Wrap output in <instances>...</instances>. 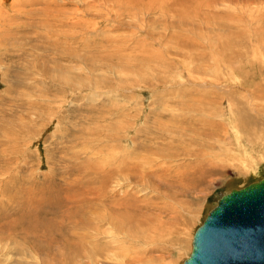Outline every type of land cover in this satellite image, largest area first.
Masks as SVG:
<instances>
[{
    "label": "rangeland",
    "instance_id": "obj_1",
    "mask_svg": "<svg viewBox=\"0 0 264 264\" xmlns=\"http://www.w3.org/2000/svg\"><path fill=\"white\" fill-rule=\"evenodd\" d=\"M263 175L264 0H0V264H181Z\"/></svg>",
    "mask_w": 264,
    "mask_h": 264
},
{
    "label": "water",
    "instance_id": "obj_2",
    "mask_svg": "<svg viewBox=\"0 0 264 264\" xmlns=\"http://www.w3.org/2000/svg\"><path fill=\"white\" fill-rule=\"evenodd\" d=\"M212 205L181 264H264V175Z\"/></svg>",
    "mask_w": 264,
    "mask_h": 264
},
{
    "label": "bare ground",
    "instance_id": "obj_3",
    "mask_svg": "<svg viewBox=\"0 0 264 264\" xmlns=\"http://www.w3.org/2000/svg\"><path fill=\"white\" fill-rule=\"evenodd\" d=\"M25 3V2H24ZM133 141V140H132ZM124 170V169H123ZM124 172H125V170H124ZM130 172V171H129ZM133 177V176H132ZM187 184V183H186ZM185 184V185H186ZM187 186V185H186ZM237 189V188H236ZM121 204V203H120ZM114 215V214H113ZM127 215V214H126ZM116 216H118V217H116ZM114 215V217L112 218V219H110L109 221H111V224H114V223H117L118 221H121V223H125V221H124V216L122 215V214H118V215ZM103 219V218H102ZM130 219V218H129ZM108 220V219H107ZM131 220V219H130ZM29 223V222H28ZM120 223V222H119ZM117 225V224H116ZM118 226H119V224H118ZM43 230V229H42ZM52 231V230H51ZM124 231L126 232V233H129V231L127 230V229H125L124 228ZM124 232V233H125ZM48 233V232H47ZM125 236H126V234H125ZM75 247H78V246H74V247H69L70 249L72 248V252L73 253H75V252H78L79 250H77V249H75ZM84 258H86L87 260H89V261H91V262H93L94 264L96 263V262H94V256L92 255V253H90V252H86L84 255ZM100 257V256H99ZM100 262V261H99ZM103 263H106V262H102V264ZM110 263V262H109ZM97 264V263H96ZM107 264V263H106Z\"/></svg>",
    "mask_w": 264,
    "mask_h": 264
}]
</instances>
